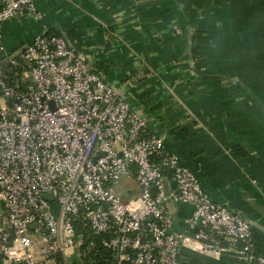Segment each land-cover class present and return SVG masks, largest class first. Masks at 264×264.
<instances>
[{
	"label": "built area",
	"instance_id": "2783aa9c",
	"mask_svg": "<svg viewBox=\"0 0 264 264\" xmlns=\"http://www.w3.org/2000/svg\"><path fill=\"white\" fill-rule=\"evenodd\" d=\"M23 15L41 18L34 0H0V63L31 83L0 76V264H97L100 248L113 264H183L184 249L264 264L252 222L213 200L85 53L49 34L6 48L4 23ZM172 203L193 205L184 232Z\"/></svg>",
	"mask_w": 264,
	"mask_h": 264
},
{
	"label": "crops",
	"instance_id": "0c3cea01",
	"mask_svg": "<svg viewBox=\"0 0 264 264\" xmlns=\"http://www.w3.org/2000/svg\"><path fill=\"white\" fill-rule=\"evenodd\" d=\"M34 3L40 19L4 23L6 48L51 33L85 53L213 200L252 222L264 247V0ZM121 184L125 199L138 190L133 179ZM169 209L184 232L193 205ZM182 258L240 263L238 253L216 259L184 249Z\"/></svg>",
	"mask_w": 264,
	"mask_h": 264
},
{
	"label": "trees",
	"instance_id": "16d2710c",
	"mask_svg": "<svg viewBox=\"0 0 264 264\" xmlns=\"http://www.w3.org/2000/svg\"><path fill=\"white\" fill-rule=\"evenodd\" d=\"M50 36H57L55 34H49ZM200 36V34H199ZM192 55L196 54L194 53L193 49L191 52ZM198 59L201 58L199 57ZM24 68L23 65L20 64L19 66H7L3 69V71L0 73V76L2 79H4L6 82H8L11 85H15V86H19L21 89H25L30 83L29 80L24 78ZM134 180V179H133ZM100 239L101 238H97L96 237V244L97 246H99L100 244ZM253 239H254V243L256 245V250L257 253L259 255H263L264 254V247H263V239L260 235L258 234H254L253 233ZM229 246V244H228ZM243 246L241 244L237 245V249H241ZM110 254L107 251H104L100 248L99 253H97V251H93L90 253L89 255V259H93L97 261V264H113L114 259L112 257V259L109 257ZM110 259V263L106 262L107 259Z\"/></svg>",
	"mask_w": 264,
	"mask_h": 264
},
{
	"label": "water",
	"instance_id": "95a60500",
	"mask_svg": "<svg viewBox=\"0 0 264 264\" xmlns=\"http://www.w3.org/2000/svg\"><path fill=\"white\" fill-rule=\"evenodd\" d=\"M7 61H3V62H1L0 63V69H2V68H4L6 65H7ZM47 199L48 200H52L53 198L51 197V196H47ZM2 205V204H1ZM185 259L184 258H182V261H184Z\"/></svg>",
	"mask_w": 264,
	"mask_h": 264
}]
</instances>
